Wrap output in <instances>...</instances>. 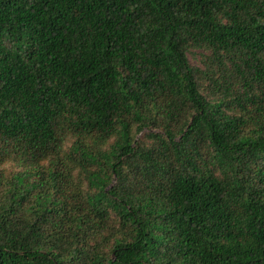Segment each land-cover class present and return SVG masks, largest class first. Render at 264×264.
I'll return each mask as SVG.
<instances>
[{
  "label": "trees",
  "instance_id": "16d2710c",
  "mask_svg": "<svg viewBox=\"0 0 264 264\" xmlns=\"http://www.w3.org/2000/svg\"><path fill=\"white\" fill-rule=\"evenodd\" d=\"M0 264H264V0H0Z\"/></svg>",
  "mask_w": 264,
  "mask_h": 264
},
{
  "label": "rangeland",
  "instance_id": "374dc122",
  "mask_svg": "<svg viewBox=\"0 0 264 264\" xmlns=\"http://www.w3.org/2000/svg\"><path fill=\"white\" fill-rule=\"evenodd\" d=\"M190 58H191V61L193 63H195V64L199 63V57H198V55L194 56V55L190 54ZM141 136H142V133H139L137 135V137H141Z\"/></svg>",
  "mask_w": 264,
  "mask_h": 264
}]
</instances>
